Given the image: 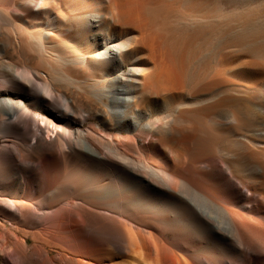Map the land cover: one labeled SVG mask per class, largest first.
Instances as JSON below:
<instances>
[{"label": "bare ground", "instance_id": "6f19581e", "mask_svg": "<svg viewBox=\"0 0 264 264\" xmlns=\"http://www.w3.org/2000/svg\"><path fill=\"white\" fill-rule=\"evenodd\" d=\"M49 1L27 0L26 11L45 15L41 24L42 39L51 44L52 31L60 28L57 22L59 15L51 12ZM59 1V7L67 12L62 19L66 20L65 30L70 33L69 39L76 54L71 64L76 69L88 71L89 84H99L96 96H99L102 106L95 110L83 109L75 96L47 86L37 75L38 71L30 70L24 74L12 67L0 71V230L124 229L123 216L110 208L120 205L128 208L134 188L154 187L149 179L154 176L158 178L156 184L179 202L175 212L179 218L174 214L178 226H173V229H181L186 222L190 229H204L215 241L241 257L245 258V252L253 250L264 254V211H261L264 209V162L259 160L261 158L243 154L248 160L245 164L247 175H251L246 181L229 175L220 182L213 179L207 182L203 176L208 178L215 171L211 163H202L203 173L199 174L198 167L195 171L186 158H179L175 151L167 150L170 156L165 154L163 160L166 162L170 157L175 161H172V167L164 162V169L176 172L180 180V183L170 184L131 153V148L137 149L136 141L131 138L135 124L149 138L148 145L160 141L165 134L177 135L172 114H167L168 118L150 120L149 112L139 107L150 95L169 93L162 86L155 91L149 83L159 69L155 67L145 71L141 66L145 59H150L144 51L150 56L153 54L154 39L143 16L151 3L156 7L162 6L159 1L96 0L94 5L89 4V0ZM122 19L127 20V24L137 21L138 25L126 27L128 35L115 39L110 31L118 27ZM258 23L245 27L256 34ZM256 38L254 41H258ZM254 41L251 39L252 44ZM258 44L252 47L256 49ZM125 66H129L126 72ZM66 77L76 82L85 83L87 80L72 75ZM36 109L41 116L34 112ZM93 115L112 127L123 128L128 136H109L105 143L98 126L83 129ZM219 117L222 122H216L217 126L239 121L231 111H222ZM260 126L255 129L256 136H264V124ZM244 142L247 144L252 140L244 139ZM255 143L264 146V143ZM226 156L240 157L233 151H226ZM52 173L54 177L44 186L42 177H51ZM67 175H70L69 179ZM117 181L122 183V188ZM256 183L263 184L260 191L256 190ZM102 190L109 195L105 197L110 201L105 203L109 206L107 212L97 210L84 197L101 198ZM111 190L114 195H111ZM54 196L52 202H45ZM225 203H232L239 210L229 209ZM153 229L163 228L157 226ZM110 236L114 237V234ZM115 240L118 249H125L131 257L124 264H187L175 253L167 261L156 244L151 243L148 249L144 242L119 231ZM20 247L23 251L22 244ZM183 251L191 264H233L225 256L218 261H208L201 255L186 249Z\"/></svg>", "mask_w": 264, "mask_h": 264}, {"label": "rangeland", "instance_id": "374dc122", "mask_svg": "<svg viewBox=\"0 0 264 264\" xmlns=\"http://www.w3.org/2000/svg\"><path fill=\"white\" fill-rule=\"evenodd\" d=\"M158 1L162 6L151 3L143 16L154 39L153 54L150 56L145 50L150 59H145L141 66L145 71L159 69L149 83L155 91L162 86L169 93L150 95L139 107L149 112L150 120L168 118L167 114H172L177 135L165 134L160 141L148 145L149 138L135 124L131 138L136 141L137 149L131 148V153L170 184L180 183V180L176 172L164 169L165 164L172 167L171 163L175 161L170 157L166 162L163 160L165 154L170 156L167 150L175 151L179 158H186L195 171L199 168V174L203 173L202 163H211L215 171L208 178L203 176L207 182L209 179L220 182L229 175L246 181L251 175H247L245 164L248 160L243 154L261 158L259 160L264 162V146L255 143H264V136L255 133V129L264 124V34L260 36L264 33V0ZM59 2L49 1L51 12L59 15L60 29L52 31V42L48 44L42 39L43 13L26 11L27 0H0V71L6 67L24 74L30 70L38 71L37 75L47 86L75 96L83 109L95 110L102 106L96 96L99 84H89L88 71L76 69L71 64L76 54L69 39L70 33L65 30L66 20L62 19L67 12L59 7ZM94 2L96 0H89V4H96ZM246 21H249L248 25L259 22L255 28L259 30L258 34L247 29ZM125 22L127 20L122 19L121 24L110 31L111 37L128 35L126 27L138 25L137 21ZM241 28L243 36L240 35ZM249 34L251 37L247 36ZM249 38L253 41L256 38L258 41L254 42L261 46L258 44L254 49L252 46L256 45ZM127 69L129 66H125V72ZM66 75L87 80L85 83L76 82ZM222 111L235 113L239 121L217 126L216 122H222L219 117ZM34 112L41 116L39 110ZM87 126H98L105 143L109 136H128L123 128L112 127L94 115L83 129ZM190 133L193 134L188 136ZM244 139L254 142L246 144ZM226 151L236 152L240 159L243 158L238 162L239 158L227 157ZM255 176L259 178V175ZM53 177L54 174L51 177L44 175V186ZM66 178L69 179L70 175ZM149 179L154 187H135L128 208L122 205L110 208L123 216L124 229H1L0 264H124L131 257L125 249H118L115 240L118 231L144 242L148 249L151 243L156 244L165 260L175 253L191 264L184 256L183 249H186L208 261H218L225 256L233 264H264L263 253L245 252V259L215 241L204 229H190L186 222L181 229H173L178 226L174 214L179 218L175 213L179 202L156 184L158 178L152 176ZM117 184L123 187L120 181ZM262 185L256 183V190L260 191ZM110 193L115 194L113 190ZM100 194L101 198L84 197L97 210L107 212L109 206L105 203L110 201L105 197L109 196L108 192L102 190ZM54 198L43 201L52 202ZM225 206L239 210L232 203H225ZM247 215L257 218L256 215ZM157 226L163 229H153ZM111 233L114 237L110 236Z\"/></svg>", "mask_w": 264, "mask_h": 264}]
</instances>
